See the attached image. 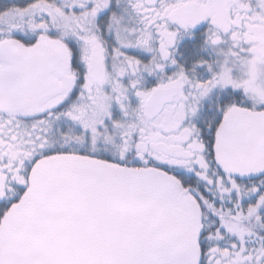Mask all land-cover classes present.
<instances>
[{
    "label": "snow or ice",
    "instance_id": "snow-or-ice-1",
    "mask_svg": "<svg viewBox=\"0 0 264 264\" xmlns=\"http://www.w3.org/2000/svg\"><path fill=\"white\" fill-rule=\"evenodd\" d=\"M0 264H264V0H0Z\"/></svg>",
    "mask_w": 264,
    "mask_h": 264
}]
</instances>
